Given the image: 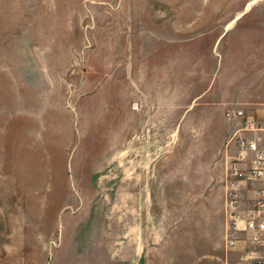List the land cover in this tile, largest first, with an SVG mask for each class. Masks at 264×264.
I'll list each match as a JSON object with an SVG mask.
<instances>
[{
    "label": "rangeland",
    "instance_id": "1",
    "mask_svg": "<svg viewBox=\"0 0 264 264\" xmlns=\"http://www.w3.org/2000/svg\"><path fill=\"white\" fill-rule=\"evenodd\" d=\"M247 5L0 0V151L37 188L38 264H264L229 244L241 73H212L241 71Z\"/></svg>",
    "mask_w": 264,
    "mask_h": 264
},
{
    "label": "crops",
    "instance_id": "2",
    "mask_svg": "<svg viewBox=\"0 0 264 264\" xmlns=\"http://www.w3.org/2000/svg\"><path fill=\"white\" fill-rule=\"evenodd\" d=\"M212 73H241V107L229 108L226 111L228 121L236 123L234 131L242 130L244 119L236 115V109L241 108L257 119H264V5H247L241 8V71L231 72L229 67L224 71V63ZM142 73H145L143 71ZM169 73V72H168ZM173 73H181L173 71ZM208 94V91L206 92ZM225 103V102H223ZM16 104V103H15ZM19 108V104L17 103ZM14 109V108H13ZM5 124L0 122V128ZM4 134L0 130V139ZM4 149L2 141L0 148ZM0 264H38V235L37 223L27 225L21 216V192L37 191L31 186L22 185L12 178L16 172L7 171L4 164V154L0 151ZM34 174V173H29ZM12 175V176H11ZM37 175V174H36ZM19 176H23L19 173ZM15 177V176H14ZM21 181V180H20ZM32 181V180H31ZM23 182H26L25 179ZM23 187V188H22ZM241 198L245 205L252 206L254 192L251 186L241 184ZM244 190H246L244 192ZM30 229V233L27 232ZM241 241V249L247 248ZM255 248L250 244L242 260L252 262L248 257L249 251Z\"/></svg>",
    "mask_w": 264,
    "mask_h": 264
},
{
    "label": "built area",
    "instance_id": "3",
    "mask_svg": "<svg viewBox=\"0 0 264 264\" xmlns=\"http://www.w3.org/2000/svg\"><path fill=\"white\" fill-rule=\"evenodd\" d=\"M235 112L244 119V126L232 135V139L236 138L237 153L231 158L228 176L251 186L254 201L249 210L241 209L231 214L227 234L230 245L246 235L257 249H261L264 248V119L248 115L241 108Z\"/></svg>",
    "mask_w": 264,
    "mask_h": 264
}]
</instances>
